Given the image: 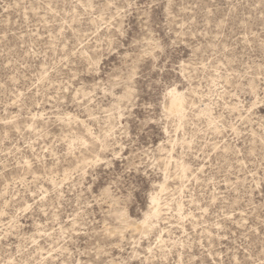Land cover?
I'll use <instances>...</instances> for the list:
<instances>
[{"label":"rangeland","instance_id":"1","mask_svg":"<svg viewBox=\"0 0 264 264\" xmlns=\"http://www.w3.org/2000/svg\"><path fill=\"white\" fill-rule=\"evenodd\" d=\"M0 264H264V0H0Z\"/></svg>","mask_w":264,"mask_h":264},{"label":"bare ground","instance_id":"2","mask_svg":"<svg viewBox=\"0 0 264 264\" xmlns=\"http://www.w3.org/2000/svg\"><path fill=\"white\" fill-rule=\"evenodd\" d=\"M170 96H171V95H170ZM179 96H180V95H179ZM179 96L174 97L175 99L172 101L173 103L171 104L172 108H173L175 111H177V112H179L180 109H181V107H182V102H181L180 98H178ZM172 99H173V98H172ZM178 115H180V114H178Z\"/></svg>","mask_w":264,"mask_h":264}]
</instances>
